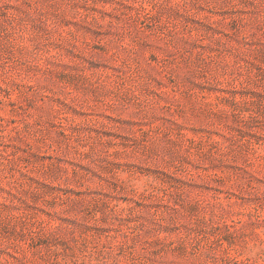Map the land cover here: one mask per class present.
Instances as JSON below:
<instances>
[{"label":"rangeland","instance_id":"obj_1","mask_svg":"<svg viewBox=\"0 0 264 264\" xmlns=\"http://www.w3.org/2000/svg\"><path fill=\"white\" fill-rule=\"evenodd\" d=\"M0 264H264V0H0Z\"/></svg>","mask_w":264,"mask_h":264}]
</instances>
